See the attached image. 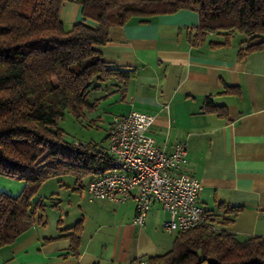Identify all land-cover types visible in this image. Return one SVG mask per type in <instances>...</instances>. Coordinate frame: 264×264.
Returning a JSON list of instances; mask_svg holds the SVG:
<instances>
[{
    "label": "crops",
    "instance_id": "1",
    "mask_svg": "<svg viewBox=\"0 0 264 264\" xmlns=\"http://www.w3.org/2000/svg\"><path fill=\"white\" fill-rule=\"evenodd\" d=\"M80 19L78 5H63V25L71 28ZM197 25L196 13L181 10L111 27L107 43L96 49L111 67L128 71L129 79L96 93L113 105V116L132 110L153 115L149 133L161 149L186 144L185 172L200 182L198 202L215 230L239 240L264 237V50L239 58V37L213 46L223 42L216 34L193 44L189 34ZM80 191L69 213L52 203L59 215L50 228L33 225L0 250V264H140L171 249L178 232L162 229L169 213L160 204L140 227L133 224L132 198L118 205L89 201ZM78 222L73 252L66 236Z\"/></svg>",
    "mask_w": 264,
    "mask_h": 264
},
{
    "label": "trees",
    "instance_id": "2",
    "mask_svg": "<svg viewBox=\"0 0 264 264\" xmlns=\"http://www.w3.org/2000/svg\"><path fill=\"white\" fill-rule=\"evenodd\" d=\"M64 4L80 7V21L68 30L60 20ZM181 10L197 14L193 44L216 34L223 42L213 46L239 37V58L264 50V0H0V175L24 181L19 195L0 193V250L46 225L45 204L33 201L45 182L69 175L79 184L111 169L107 146L68 142L58 127L67 111L80 117L96 107L102 98L90 103L91 93L129 79L96 49L109 29ZM70 231L76 252L80 222ZM146 264H264V237L178 232L171 249Z\"/></svg>",
    "mask_w": 264,
    "mask_h": 264
},
{
    "label": "built area",
    "instance_id": "3",
    "mask_svg": "<svg viewBox=\"0 0 264 264\" xmlns=\"http://www.w3.org/2000/svg\"><path fill=\"white\" fill-rule=\"evenodd\" d=\"M153 121V115L135 110L112 117L107 134L111 169L86 185L88 200L119 205L132 198L133 224L140 227L150 208L160 204L169 213L162 222L167 233L196 228L216 231L210 214L198 202L200 182L185 172L186 144L178 142L169 152L161 149L149 133Z\"/></svg>",
    "mask_w": 264,
    "mask_h": 264
},
{
    "label": "rangeland",
    "instance_id": "4",
    "mask_svg": "<svg viewBox=\"0 0 264 264\" xmlns=\"http://www.w3.org/2000/svg\"><path fill=\"white\" fill-rule=\"evenodd\" d=\"M65 6L67 8L68 4H65ZM64 27L67 30L70 29L69 22L65 21ZM100 97L101 94L93 92L90 95L89 102L94 103ZM112 107L113 105L110 102L101 99L94 109H86L80 117H76L67 111L59 121L58 127L63 130L64 137L68 142L92 143L100 147H106V137L115 113ZM86 182L87 178H84L81 183L77 184L73 176L67 175L50 179L41 186L33 201L41 200L45 204V216H47L48 221L47 228L53 225L54 220L58 219L59 215L54 206L51 208L52 203L60 202L61 210H65L68 213L71 212L74 208V198L79 196V189L82 191L81 194L86 196ZM23 185L24 181L22 180L0 175V193L15 197L21 193ZM52 199L54 200L52 201Z\"/></svg>",
    "mask_w": 264,
    "mask_h": 264
}]
</instances>
